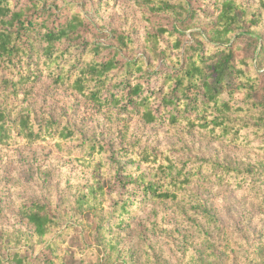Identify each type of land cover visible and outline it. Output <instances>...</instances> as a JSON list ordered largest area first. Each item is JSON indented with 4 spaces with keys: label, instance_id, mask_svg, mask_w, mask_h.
Segmentation results:
<instances>
[{
    "label": "trees",
    "instance_id": "obj_1",
    "mask_svg": "<svg viewBox=\"0 0 264 264\" xmlns=\"http://www.w3.org/2000/svg\"><path fill=\"white\" fill-rule=\"evenodd\" d=\"M29 1V5L15 10L11 0H0V147L34 145L48 139L59 146L63 141L65 145H72L63 150L68 157L77 155L72 158L74 161L99 172L104 163L102 144L84 140L72 127L60 126L59 121L47 115L37 123L35 114L25 106L30 85L48 69L55 88L76 94L95 107L115 108L124 116H138L146 125H182L187 130L203 132L209 140L225 141L237 147L247 148L259 141L257 151L264 155V86H261L264 36L252 33V27L264 19V0H258L260 11L257 13L236 0H200L205 15L214 19L206 34L192 33L184 46L177 40L175 30L159 29L148 37L153 44L149 51L157 47L159 36L166 35L173 43L172 51L167 49L162 54L160 71H154L151 60L141 55L117 59L126 46L131 47L130 39L121 35L112 36L115 44L106 55V47L98 42L74 44L81 38L80 31L85 29V19L79 12L70 9L63 24L47 27L46 19L38 21L40 17L36 13L50 0ZM134 2L151 6L149 10L154 13L170 15L179 25L183 24V16L190 20L199 16L190 6V0ZM131 156V164L156 166L153 178L139 175L131 184L125 183L119 176L121 166L110 167L111 182L116 180L112 185L126 190L124 194L106 193L104 185L97 182L98 176L94 178L98 184H90L84 188L86 191L78 190L79 213L84 210L83 213L94 218L103 202L109 203L105 224L97 222L100 236L97 248L103 249L105 256L110 254H106L107 248L111 252L115 249L116 244L110 237L112 228L124 226L125 216L135 204L169 202L197 233L199 251L191 255V264L217 263L218 239L210 238L219 233L214 218L204 210L200 216L192 214L188 208L199 210L201 203L195 200L192 205L182 194L208 171L220 185L226 186L235 180L242 185L243 173H247L245 168L252 169V166L240 168L209 160L200 162L187 173L170 159L165 160L166 164L160 163L149 149L133 151ZM259 165L264 167V158ZM259 177L264 184V174ZM251 181V185L257 182L258 175L254 173ZM108 197L114 201H108ZM180 199L186 201L180 202ZM44 210L38 202L23 205L22 218L31 232L5 264H63L62 248L71 232L67 226H59L58 220ZM23 250L26 253L47 250L48 253L31 257L23 255ZM256 251L254 262L264 264V245Z\"/></svg>",
    "mask_w": 264,
    "mask_h": 264
},
{
    "label": "rangeland",
    "instance_id": "obj_2",
    "mask_svg": "<svg viewBox=\"0 0 264 264\" xmlns=\"http://www.w3.org/2000/svg\"><path fill=\"white\" fill-rule=\"evenodd\" d=\"M11 1L15 10L30 4L29 0ZM236 1L250 12L260 11L258 0ZM189 4L199 16L194 20L183 16L181 25L175 24L170 15L154 13L149 10L151 6L134 0H50L36 16L40 17L38 21L46 19L47 27H54L63 24L73 9L85 19V29L80 31L81 38L74 44L98 42L106 47V55L115 44L112 36L121 35L130 39L131 47L126 46L117 59L141 55L151 60L154 71H160L163 69L162 54L171 50L173 43L162 35L157 47L149 51L153 44L147 39L151 34L159 29L175 30L177 40L184 46L192 33L206 34L207 27L213 23L214 19L205 15L206 11L200 7V0H190ZM50 13L54 15L48 16ZM252 30L263 37L264 19ZM33 69L38 70L37 67ZM48 74V69H44L30 85L25 106L35 114L37 123L47 115L53 121H59L60 126L72 127L84 140L102 144L105 164L100 165L99 172L80 165L72 159L77 155L70 158L64 153L63 150L72 145H65L63 141L59 146L48 139L34 145L0 147V257L3 264L31 232L21 212L23 205L33 202L41 203L44 211L58 220L59 226H67L71 232L62 248L63 264H191V255L199 251L197 233L179 214V209L169 202L137 203L131 207L124 226L112 228L110 237L116 247L112 252L106 249V254H111L108 256L96 246L100 238L96 226L97 222L105 224L109 203L104 201L94 218L83 213L84 210L79 213L76 208L78 190L86 191L84 188L90 184L104 185L106 193L113 196L125 193L126 190L112 185L116 180L111 182L110 167L121 166L119 176L125 183L131 184L139 175L153 178L156 166L131 164L132 152L143 149L151 150L160 163L166 164L165 160L170 159L175 165L184 167L187 173L200 162L209 160L240 168L251 165L252 169L245 168L247 173H243V186L237 183L238 180L220 185L208 171L199 181L191 183L182 195L189 198L192 205L195 200L200 201L201 209L188 208L192 214L200 216L204 210L218 226L217 236L212 234L210 237L218 239L215 249L219 259L215 264H262L254 262L256 249L264 245V184L259 179L264 174V167L259 165L264 155L257 151L259 141L242 148L225 141L209 140L203 132L190 131L182 125H146L138 116H124L115 108L95 107L76 94L55 88ZM261 86H264V76ZM254 173L258 175V181L251 185ZM97 176L98 183L94 179ZM108 201L113 202L114 198L108 197ZM185 201L180 199V202ZM21 252L31 257L48 253L47 250ZM258 259L261 261L260 257Z\"/></svg>",
    "mask_w": 264,
    "mask_h": 264
}]
</instances>
